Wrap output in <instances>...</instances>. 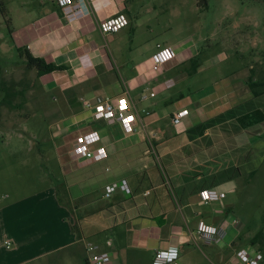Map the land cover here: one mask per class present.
Listing matches in <instances>:
<instances>
[{"label": "crops", "instance_id": "crops-1", "mask_svg": "<svg viewBox=\"0 0 264 264\" xmlns=\"http://www.w3.org/2000/svg\"><path fill=\"white\" fill-rule=\"evenodd\" d=\"M33 1L17 10L12 36L17 48L60 68L38 81L52 107L49 132L62 175L26 196L0 194V264H92L91 255L102 252L111 255L108 264H153L157 252L172 247L179 249L181 264H247L238 253L259 252L251 240L240 242L249 232V214L238 205L235 181L244 173L227 168L225 145L229 142L236 150L240 137L264 125L252 117L255 110L264 113V95L255 97L250 88L238 92L229 77L206 90L170 93L199 74L201 64L194 71L189 62L198 56L200 60L201 52L192 39L154 46L149 36H138L155 32L147 8L150 0H84L85 14L72 22L58 0ZM117 14H124L129 26L103 34L101 24ZM158 46L174 47L177 56L154 73ZM151 93L155 97L141 99ZM121 99L136 119L133 132L95 115V107L116 105ZM182 111L188 115L173 126V116ZM232 111L234 118L226 116ZM220 116L225 119L206 125ZM246 116L250 118L241 122ZM235 124L243 129L236 132ZM93 132L101 138L93 148H103L107 157L81 168L70 152L78 139ZM60 149H66L65 157H60ZM220 173L226 175L224 184L218 183ZM60 181L67 202L61 198ZM115 184L118 188L106 197ZM214 189L225 198L204 204L201 192ZM100 190L102 197L91 199ZM76 214H87L79 228ZM201 223H226V240L216 244L201 239ZM6 242L12 244L10 249ZM90 245L95 252L88 251Z\"/></svg>", "mask_w": 264, "mask_h": 264}, {"label": "rangeland", "instance_id": "rangeland-1", "mask_svg": "<svg viewBox=\"0 0 264 264\" xmlns=\"http://www.w3.org/2000/svg\"><path fill=\"white\" fill-rule=\"evenodd\" d=\"M34 2L0 0L11 10L8 19L12 18L13 32L18 25L17 10L23 3ZM147 8L154 16L155 32H140L139 37L141 34L149 36L154 46L161 41L192 39L201 52V66L195 80L179 85L170 93L187 94L190 88L206 90L227 77L234 80L238 92H247L250 77L264 78V0H208L204 8L197 0H150ZM142 19L147 21L146 16ZM9 32L0 9V102L5 87L16 92L13 108L0 106V194L19 198L41 191L44 183H51L52 176L60 178L62 174L60 166L56 165V150L51 145V104L43 98L36 70L28 69L26 59L17 52V42ZM237 146L232 151L229 142L225 145L230 159L226 165L244 173L240 177L237 174L235 183L238 205L249 214L245 216L249 232H244L240 242L249 243L259 230H264V125L250 129L239 138ZM59 153L60 157H65L66 149H60ZM225 176L220 173L219 184L227 181ZM62 181L57 187L62 200L67 202ZM120 185L123 188V182ZM102 194L104 191L100 190L91 199L101 198ZM83 216L87 214L75 215L76 227L79 228Z\"/></svg>", "mask_w": 264, "mask_h": 264}, {"label": "built area", "instance_id": "built-area-1", "mask_svg": "<svg viewBox=\"0 0 264 264\" xmlns=\"http://www.w3.org/2000/svg\"><path fill=\"white\" fill-rule=\"evenodd\" d=\"M59 6L62 8L66 19L72 22L79 17L83 16L86 12V4L84 0H80L78 3H74L72 0H58ZM129 26V20L124 14H117L106 21H104L100 30L105 35L117 34L126 27ZM177 56L176 49L174 47H162L158 46L157 53L153 56L152 71L154 73L162 72L165 66L173 61ZM155 97L154 93L150 95H143L142 100L148 97ZM90 107L89 104H86ZM130 108L128 102L125 99H121L116 105L102 104L95 107V115L98 119H104L109 124H122L127 132H133L136 126V119L130 115ZM188 115V111H182L176 113L171 123L173 126H179L182 120ZM100 134L93 132L83 138L77 140L73 146L70 157L76 161L79 166L86 167L104 160L107 157V153L103 148L94 149V145L100 141ZM118 188V185H113L107 189L106 197L110 198L111 194ZM226 194L219 190H206L201 192V201L204 204L211 202L221 201L225 198ZM227 224L223 223L218 227L208 226L201 223L197 234L198 236L208 243H222L228 236ZM6 247L10 249L12 244L6 242ZM88 251L95 252V248L90 245L87 247ZM238 256L247 264H262L263 256L260 253H256L250 256L247 250H242L238 253ZM111 255L107 252L94 253L91 255L90 260L92 264H108L111 262ZM153 264H181L179 257V249L177 247L169 248L168 250L159 251L156 253Z\"/></svg>", "mask_w": 264, "mask_h": 264}, {"label": "trees", "instance_id": "trees-1", "mask_svg": "<svg viewBox=\"0 0 264 264\" xmlns=\"http://www.w3.org/2000/svg\"><path fill=\"white\" fill-rule=\"evenodd\" d=\"M198 5L200 7H207L208 6V0H197ZM0 9L3 17L6 19L8 28L10 30V35L13 33L10 27L11 20L8 19V10L6 9L5 6H3L2 3H0ZM17 52L20 54L21 57H24L26 59L27 67L29 70H36L37 73V78L39 80L40 77L46 74H50L56 71H59L60 68H58L54 64H47L44 60L40 58H35L28 49H22V48H17ZM191 68L196 71V69L199 67V56L192 59L190 62ZM248 86L251 90V92L254 94L255 97H260L264 95V80H259L255 81L253 77L249 78L248 81ZM5 90H2L4 92V96L0 102V106H7L8 108H13V102L12 99L16 97V92L13 90V88L5 87ZM1 90V89H0ZM226 116H232L233 118L235 117V112H228ZM252 117L254 120L257 122H262L264 121V113L260 110H255L252 114ZM250 117L246 116L245 118H241L240 121L244 122L246 119H249ZM225 119V116H220L210 122H208L206 125H213L215 123H219L222 120ZM235 130L237 132L240 131L241 126H238L237 124L234 125ZM243 129V127L241 128ZM74 231L76 230L75 227H73ZM77 233V232H76ZM78 237H80L78 235ZM250 244L252 247H255L256 250L263 256V262L264 264V230H259L255 236L251 239Z\"/></svg>", "mask_w": 264, "mask_h": 264}]
</instances>
